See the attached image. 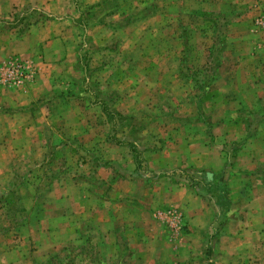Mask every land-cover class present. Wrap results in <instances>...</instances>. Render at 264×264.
I'll use <instances>...</instances> for the list:
<instances>
[{"label": "rangeland", "instance_id": "374dc122", "mask_svg": "<svg viewBox=\"0 0 264 264\" xmlns=\"http://www.w3.org/2000/svg\"><path fill=\"white\" fill-rule=\"evenodd\" d=\"M259 5L0 0V264L264 263ZM223 182L245 253H193Z\"/></svg>", "mask_w": 264, "mask_h": 264}, {"label": "crops", "instance_id": "0c3cea01", "mask_svg": "<svg viewBox=\"0 0 264 264\" xmlns=\"http://www.w3.org/2000/svg\"><path fill=\"white\" fill-rule=\"evenodd\" d=\"M252 1L255 4V10H252V11H257V9L260 10L259 0H252ZM261 1H264V0H261ZM261 124H263V123L257 122V123H251V125H249V126H258ZM243 125L246 126V124H243ZM222 155H223L222 152H220L216 161L215 160H207L208 169L205 168V170H203V173H204V176L206 179L207 178L209 179L210 176H212L210 178L212 180V182H213V180L218 179L217 174H220L222 169L225 167V162L223 161V159H225V158H223ZM185 169L188 170V169H192V168H190V166H189V167H186ZM232 169H234V167ZM208 170H210V171H208ZM250 173L254 175L255 179L258 176H259L258 178H262L264 176V168H254L253 167L252 170L250 171ZM216 186L217 187H215V188L219 189L218 190L219 194H221V190L224 191V193H225L222 195V201L217 203L218 207L220 208L218 218L213 219V220L208 219L205 221V223L200 222L201 226L197 227V222H195V211L193 208L195 206V202H194V200H190V202H188V204H187L188 205L187 207H189L193 210L190 212V217H188L189 219H187L188 228H187V231L185 233L186 239H187L186 240L187 245L189 247V250H193V253H196V254L198 253L197 250H199L200 247L203 248L204 244H205V246L207 244V246L209 248H211L212 254H213V251L215 250V248H217L216 246L219 247V245H220V247H222V245H223L222 253L229 254L231 252H229L227 250L226 244L229 242V240H231L234 243L232 253L234 254V256L239 257L241 255V253H245V249L239 250V248H237L238 247L237 241L241 240L243 238L240 235L239 231L241 230L242 224H243V228H245V225H244L245 219L243 217H240V216H234L236 213V210H234L232 213V215L234 217L231 218L230 216H226L230 212V210L228 211L226 209V207L230 208L231 204H232L231 201L227 200L229 194L227 195L226 182H223L221 184L217 183ZM263 193L264 192H262V194ZM262 200H264V199H262ZM157 201H159L164 206L166 205L165 202H162L158 199H157ZM143 202L145 203V200ZM222 202L224 204H222ZM238 203H240V201ZM250 205H252V203H250ZM206 207L207 206H206L205 202L204 201L201 202V204L199 206V208H200L199 211L202 213V218H204V208H206ZM209 222H211L213 224L218 223L219 226L215 232H210L209 228H207V226L209 225L208 224ZM231 227H232V229H231ZM233 229H236V231ZM249 229L253 230V232H254V229H256V228H253L251 226V227H249ZM254 235H255V232H254ZM249 249H250L249 250L250 252L252 251V252L256 253V255H258L257 254L258 251L261 250L260 247H258V246H253V247L251 246ZM215 252H216V250H215ZM211 259H213V256ZM197 260H198V258H197ZM197 260L195 262H190V264H209L206 261H205V263H201V262H198ZM255 260L256 261L254 263L250 262L249 264H264L260 261H257V258H255ZM224 264H242V263L241 262L229 263V261H227Z\"/></svg>", "mask_w": 264, "mask_h": 264}]
</instances>
